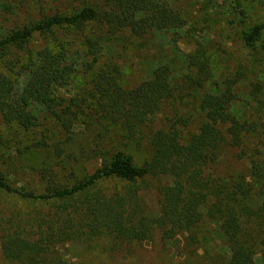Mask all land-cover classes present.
I'll list each match as a JSON object with an SVG mask.
<instances>
[{"label": "trees", "instance_id": "obj_1", "mask_svg": "<svg viewBox=\"0 0 264 264\" xmlns=\"http://www.w3.org/2000/svg\"><path fill=\"white\" fill-rule=\"evenodd\" d=\"M7 1L14 0H0V158L2 126L29 132L43 119L59 128L61 146L75 145L79 131H99L100 137L115 127L126 140L145 143L150 157L137 166L124 152L105 149L100 137L88 151L98 164L92 173L71 174L68 184L43 179L40 194L13 186L0 168V192L5 196L53 208L47 216L0 209L4 257L48 264L51 250L67 242L146 243L156 233L170 245L186 235L190 247L198 244L196 230L208 220L223 250L215 264H264V165L254 159L244 171H212L226 146L239 149L246 137L263 141L264 50L250 61L257 65L254 75L242 65L222 73L200 44L189 52L179 48L187 17L174 0H98L101 5L84 1L68 14L40 12L37 20L4 31V17L14 9ZM216 1L204 0L211 9L224 6L231 23H247L243 0H221L223 6ZM64 29L80 37L79 50L56 39L55 32ZM240 34L244 47L257 52L264 18ZM36 38L44 41L38 49L32 47ZM129 40L149 52L163 46L170 60L152 57L144 78L127 83L113 59L115 48L126 52L122 45ZM154 41L162 44L153 46ZM105 54L109 58L102 62ZM177 92L180 100L189 97L199 113L197 127L191 132L192 117L175 116L168 125L145 132ZM56 153L60 157L64 149L57 147ZM148 178L171 182L158 188L155 213H148L140 198L139 183ZM110 181L121 186L107 190L104 185Z\"/></svg>", "mask_w": 264, "mask_h": 264}, {"label": "rangeland", "instance_id": "obj_2", "mask_svg": "<svg viewBox=\"0 0 264 264\" xmlns=\"http://www.w3.org/2000/svg\"><path fill=\"white\" fill-rule=\"evenodd\" d=\"M100 4L98 0H14L7 1L12 6L13 14L4 17L1 28L4 31L11 30L16 24L35 21L42 13L52 15L54 13L68 14L79 8L82 2ZM176 5L182 9L187 17V27L182 32V43L179 48L185 52L192 51L196 44H200L208 55L217 63L222 73L233 72L235 68L242 65L247 68L252 76L258 70L257 65L250 63L254 55L259 56L263 42L259 45L257 52H251L241 42V32L248 26L264 18V0H243L247 10V23L239 24L238 21L231 23L233 19L223 6L222 1H216L223 8L206 5L204 0H174ZM231 11V10H230ZM41 12V13H40ZM230 22V23H229ZM90 29L86 31L89 34ZM55 37L60 42L69 43L74 51L79 50L80 37L71 30H57ZM42 38L34 39L32 47L38 49L43 44ZM159 46L162 42L154 41L151 45ZM150 45V46H151ZM123 47L115 48L113 62L121 66L124 80L135 84L144 78L148 60L152 57L158 61H169L168 49L160 46L151 47V51L140 48L133 40L126 41ZM121 51V52H120ZM140 51L142 53H140ZM109 58L107 54L102 57V62ZM186 94V93H184ZM181 93L177 92L175 98L165 104L157 116L153 117L147 124L145 132L153 131L169 124L175 120V116L187 118L192 117L193 124L191 132L199 124V113L194 111L191 100L184 98L180 100ZM245 98V97H244ZM264 124V114L260 121ZM264 127V126H263ZM99 132V131H96ZM96 132L86 133L79 131L78 140L75 145L61 146L59 128L51 119H43L41 126L35 130L25 132L17 126L1 127V158L0 168L10 177L11 184L27 191L37 194L43 193L45 181L50 179L60 184L71 182V174H90L98 164L90 159L89 147L98 142L102 137L105 149L122 151L131 156L137 166H142L150 157L149 147L143 143L138 146L134 141L126 140L123 133L110 127L109 132L101 133L97 137ZM262 137L261 139L264 141ZM256 137H246L239 149L226 146L221 154L218 165L212 168L215 174H227L247 169L251 160H261L264 165V143ZM41 143L43 147H37ZM46 145V147L44 146ZM263 146V147H262ZM62 147L64 155L58 157L56 148ZM261 149L259 155L252 157L255 149ZM81 149H86L80 154ZM243 150L245 155L241 152ZM76 155V157H75ZM244 171V170H243ZM44 177V178H43ZM171 184L167 178H148L145 184H140V198L148 213L157 212L158 188ZM121 184L116 181L105 183L107 190L119 188ZM52 207V206H51ZM50 205L33 204L29 202H17L15 198L5 196L0 192V209L8 214L20 213L24 216H33L40 213L47 216ZM198 244L186 246V235H181L173 244L162 241L160 234L156 233L151 242L146 243H121L109 239L83 240L79 242H67L65 245L56 246L51 250L48 264L61 261L62 264H215L220 261V241L213 234V227L208 220L204 221L196 230ZM183 236V237H182ZM0 264H23L6 259L0 247ZM47 264V263H46ZM218 264H220L218 262ZM256 264H260L257 260Z\"/></svg>", "mask_w": 264, "mask_h": 264}]
</instances>
